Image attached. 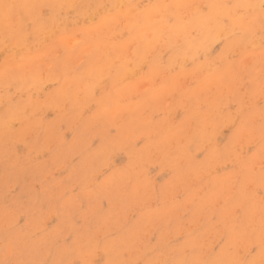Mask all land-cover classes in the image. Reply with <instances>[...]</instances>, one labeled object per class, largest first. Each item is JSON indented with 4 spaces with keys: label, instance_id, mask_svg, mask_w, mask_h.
Instances as JSON below:
<instances>
[{
    "label": "rangeland",
    "instance_id": "obj_1",
    "mask_svg": "<svg viewBox=\"0 0 264 264\" xmlns=\"http://www.w3.org/2000/svg\"><path fill=\"white\" fill-rule=\"evenodd\" d=\"M259 1L262 8L256 11L264 15V0ZM203 2H193L192 8L202 12ZM153 3L143 0L141 6ZM253 11L238 9L251 18ZM37 12L40 17L48 13L44 6ZM62 18L65 29L42 38L39 47L26 49L1 38L7 45L0 47V71L13 65L14 73L4 80L7 86L0 84V94L13 96L0 105L5 121L0 127V264H211L224 252L232 264H264V30H255L258 38L263 36L253 50L259 61L255 71H261L255 88L254 75L240 71L233 94L229 91L213 106L197 102L194 107L187 94L204 89L203 74L193 75L191 61H168L159 46L143 64L130 66L133 77L124 83L134 89L129 104L121 102L128 114L125 110L114 121L112 106L103 102L111 96L110 79L103 76L96 88L91 81L73 79L84 70L85 58L77 54L79 47L69 50L59 43L75 35L74 40H83L82 31L96 20L71 13ZM99 33L100 40L110 42ZM115 34L117 43L126 40ZM213 45L212 62L206 64L215 68L225 43ZM249 51L228 52L221 61H240L241 53ZM89 84L86 97L83 89ZM151 91L164 93L154 97ZM28 101L33 107H27ZM14 102L27 108L7 125ZM35 111L44 112L39 121ZM132 116L137 118L130 121ZM166 125L179 129V136L164 131ZM197 128L204 129V139L192 133ZM158 142L169 155L157 150ZM175 146H182L183 153L172 151ZM229 231L236 234L233 240Z\"/></svg>",
    "mask_w": 264,
    "mask_h": 264
},
{
    "label": "bare ground",
    "instance_id": "obj_2",
    "mask_svg": "<svg viewBox=\"0 0 264 264\" xmlns=\"http://www.w3.org/2000/svg\"><path fill=\"white\" fill-rule=\"evenodd\" d=\"M142 1L141 0H0V47H5L7 45L6 40H4V42L1 41L2 36H3V39L6 37L12 39L14 41V46L21 44V45H25L26 49L28 48L31 49V47H35V46L39 47V44H41L40 40L42 38L45 39L44 38L45 36H50V35L52 37L55 35L56 32L63 31L65 29L62 27V25H64L65 21L67 22V19L65 20L62 17L66 13H71L72 17L81 18V20L83 19L84 21H87V22L96 20V23L94 26H92V28L90 27L89 29H85L82 31V33L84 34V39L82 40V38H78L79 40L81 39L82 41H78V39L74 40V38H77V36L75 35V37L72 40L70 37L61 38L59 43L62 45H68V47L70 48L69 50L79 47L78 49L80 51H78L77 54L83 55L85 58L86 64H85L84 70L82 72L75 73L73 79L75 80L85 79V81H91L92 86H94V84L98 82V80L101 79L103 76H106L107 78L110 79L109 85L111 86V89H112L111 96H108L106 98L104 97L103 102L105 104H109L110 106H112L111 115L113 117L111 116V119H113L114 121H115V117H120L125 110H126V113L128 114L129 108H124L125 106L124 104H121V102L123 101L125 102V104H129L128 95H129V91L132 90L133 87L128 88V85H126L124 81L127 80L129 77H133V76H130L131 75L130 66L134 63L143 64L142 61L146 58L147 54L152 50H156L159 46L160 48H164L166 50L168 54V61L169 60H176V61L179 60L183 64L187 61H191L192 65L196 66L192 69L194 72L193 75L196 76V74L198 75L199 73L203 74L202 84L204 86L203 87L204 89L200 90V86H198L196 90H193L192 92L187 94V97L190 99V102L192 103L194 107L197 104V102H199V104L200 102H203V103H207L213 106L216 100L218 99L224 100L223 96L230 94L229 91L231 92L232 90L231 87H233L232 85L234 84L236 78L238 77L237 75L240 74V71H241V74L243 71V72H248L249 74L254 75L255 78L254 79L252 78L254 88L259 83L258 79H261L259 77V75H261V71L259 70L255 71V66L259 64V61H256V59H254V57L256 56L254 54L256 53L253 51L255 50L254 49L255 47L260 46V43L262 42L261 39L263 38L262 35H264L262 34L261 35L262 38H260L261 36L258 38L256 36L257 34H255L256 33L255 30L257 28L259 29L261 28L264 30V15L256 11V10H259V7L261 6L258 3L260 2L259 0L258 2L257 0L256 1L248 0L250 3L247 0H204L203 3L205 4L206 7H205V10L203 11L205 12L203 11L201 12L198 9L192 8L193 2H196L197 0H154L153 5L149 7L141 6ZM42 6H44L48 12L46 13V16L44 17H40L41 11L39 15L37 12V10ZM243 7L244 8L250 7L253 13H254L253 10L257 12L253 15L255 17H252V18H255V20L252 19L251 17L245 16L246 13L245 14L243 13L244 15H240V13L238 12V9L240 10V8H243ZM10 15H12V17H10ZM75 21L76 19H74V22ZM69 22L71 23L72 20ZM28 28L30 29L29 34H28ZM98 31H100V33ZM115 31H117L119 35L121 34V36L123 34V37L126 36L124 38L126 40H122V42L117 43V41L115 40L117 34L113 35ZM92 33H96L97 36H93ZM98 33L99 35H106L107 38L109 37L110 42L105 43L102 40H100L98 38ZM218 40H224V43H225V45L223 46L224 51L222 52V55L221 57H219V59L227 58V53L231 51H238V54H240V51H243L246 48H250L251 51H249V53L242 52L241 53L242 59L240 61L238 60L234 62H229V61L224 62V61H221V59L220 60L217 59L219 67L215 66V68H212L211 63L209 66L206 63L209 64V61L212 62L209 57H210L212 48L214 46L213 44L215 42H218ZM83 41L89 44L83 45ZM131 45H133L132 48H130ZM129 49H131L130 52H128ZM229 49L231 50L228 51ZM14 52L17 54V50H15ZM49 52H51V50ZM49 54H46V55L48 56ZM148 57L150 56H147V58ZM152 57H155V56L153 55ZM33 58L34 56H30L31 60H33ZM201 58H203L204 61L199 63ZM35 59L36 60L38 59L37 56L35 57ZM48 59H50L51 61V58H48ZM80 60H82V58H80ZM80 60L77 61L76 63H80ZM248 63H250V65H248ZM22 64H25V63H22ZM142 64L140 65V68L142 67ZM183 64L181 65L183 66ZM17 65L19 69L22 68L25 71L24 69L25 66L21 64L19 65L18 63ZM213 65H214V62H213ZM10 67H11L10 69L13 70L14 68L13 65ZM29 69L31 70L30 67ZM232 69L236 71L237 74H233ZM12 70L7 69L6 71L4 70L0 71V84L2 83V85H6V83H3V82L4 80H7V78H10L9 75H12L11 74ZM24 71H21V72H24ZM13 73H14V70H13ZM35 74L37 73L35 72ZM21 76L24 77L25 76L24 73L20 74L19 76L17 73V77H21ZM40 76L41 75L39 74V77ZM248 77H252V76H248ZM38 79L40 78L37 77L36 81ZM17 80L19 79H15V81ZM118 82L120 84H118ZM52 85L54 86V84ZM23 86L25 87V85H22V88L24 89ZM94 88H96V84ZM41 90L43 91V89ZM90 91H91L90 84L87 85L83 89L84 95L86 97H89ZM151 92L154 93V97H157L158 95L162 96V94L164 93L160 91L156 93L154 91H151ZM20 93L19 95H21ZM256 93L257 91L255 90V94ZM206 95H210V97H212L211 101H209L208 97H207L208 99L205 98ZM12 97L11 96L9 97V95H6V94L5 95L0 94L1 107L3 106V101L5 98L8 102H10L9 98H12ZM28 102H27L28 104L27 107L29 108L33 107V102H29V103ZM14 103L16 104L17 107H15L14 112L10 111V113L8 114V116L10 117L8 119V122L6 121L7 125L8 123L10 122L12 123L13 121L16 120V118H14L16 114H19L20 112L24 113L25 112L24 108L25 109L27 108L24 106L26 104H23L24 108L22 106L21 108L23 109H21L17 105V102H14ZM43 105H46V104H43ZM221 108L222 107H220V109ZM241 108L242 107H240V109ZM238 110H236V112H238ZM241 110H243V108ZM219 111L220 110H218V112ZM36 112L37 111H35V114ZM43 113L41 114L37 113L38 116H36V119H38V121L40 119L38 117L43 115ZM135 118H137V116ZM135 118H133L132 116V119H130V121L135 120ZM225 119L223 121L226 123L227 120L225 121ZM231 120L233 121V119ZM232 121L230 123H232ZM34 122H35V119H34ZM3 123H5V121L3 120V114L0 113V127L2 128L4 125ZM128 123H129V118L126 120V124ZM172 124L170 125L172 126ZM139 126L143 127L144 129H146V127H150V126H144L143 123H139ZM164 131L168 133H173V134L179 133L177 132L179 131V129L175 130L173 129V127L171 128L168 125L165 126ZM133 132L134 130L131 131L127 135V137H131L130 135L133 134ZM195 132H197V135H199L203 139L204 137H206V133L204 132L203 128L202 129L197 128L192 131L193 134H195ZM15 148H16V145H15ZM156 148L163 155L164 154L169 155L168 149L166 148L165 144L158 142L156 145ZM182 148H183L182 146L180 147L175 146L172 151H174L175 153L180 151V154H182L183 153ZM3 217L4 216H2V218ZM7 218H4V219H7ZM4 223H7V222H4ZM228 235H231V238L233 240L236 234L234 231H229ZM190 242L191 241H189V245H190ZM224 253L223 254L221 253L222 254V255L220 254L221 256L218 255L219 258L218 259L216 258V261L211 262V264L216 263V262H218L217 264H232V257L226 258L227 255ZM193 259L194 258H192L191 260L194 261ZM195 261L198 262L197 258Z\"/></svg>",
    "mask_w": 264,
    "mask_h": 264
}]
</instances>
